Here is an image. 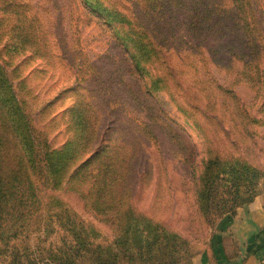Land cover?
I'll list each match as a JSON object with an SVG mask.
<instances>
[{
	"label": "rangeland",
	"instance_id": "1",
	"mask_svg": "<svg viewBox=\"0 0 264 264\" xmlns=\"http://www.w3.org/2000/svg\"><path fill=\"white\" fill-rule=\"evenodd\" d=\"M262 193L264 0H0V264H197Z\"/></svg>",
	"mask_w": 264,
	"mask_h": 264
},
{
	"label": "crops",
	"instance_id": "2",
	"mask_svg": "<svg viewBox=\"0 0 264 264\" xmlns=\"http://www.w3.org/2000/svg\"><path fill=\"white\" fill-rule=\"evenodd\" d=\"M197 264H264V193L220 222Z\"/></svg>",
	"mask_w": 264,
	"mask_h": 264
},
{
	"label": "trees",
	"instance_id": "3",
	"mask_svg": "<svg viewBox=\"0 0 264 264\" xmlns=\"http://www.w3.org/2000/svg\"><path fill=\"white\" fill-rule=\"evenodd\" d=\"M157 45H159V43L157 42Z\"/></svg>",
	"mask_w": 264,
	"mask_h": 264
}]
</instances>
